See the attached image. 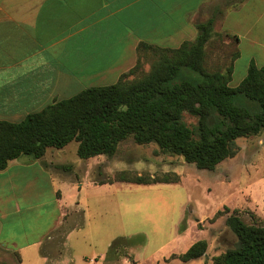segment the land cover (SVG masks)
Wrapping results in <instances>:
<instances>
[{"label": "crops", "instance_id": "crops-1", "mask_svg": "<svg viewBox=\"0 0 264 264\" xmlns=\"http://www.w3.org/2000/svg\"><path fill=\"white\" fill-rule=\"evenodd\" d=\"M209 2L0 0V121L21 122L55 101L79 94L71 92L77 87L85 90L117 83L136 65L141 43L175 49L195 40L196 25L211 19L198 20ZM212 18L216 24V17ZM233 19L234 31L227 28ZM222 29L237 37L240 56L234 61V73L242 60L247 73L251 61L264 67V0H240L224 13ZM68 146L49 148L41 159L21 157L0 171V248L18 254L21 264H47L50 259L42 250L69 213H81L82 223L68 231L65 245L73 232L84 229V217L93 210L88 190L105 195L121 183L98 184L94 178L84 182L81 176L74 177L77 170L86 176L91 168L95 175L98 165L117 154L101 155L104 161L98 159L91 168L83 166L81 159L67 169ZM77 150L78 143L76 154ZM115 192L119 210L127 211L121 202L124 193ZM101 203L103 207L104 200ZM258 215L264 219L262 213ZM90 225L95 237L105 234L101 222ZM63 263L69 262L64 259Z\"/></svg>", "mask_w": 264, "mask_h": 264}, {"label": "trees", "instance_id": "trees-1", "mask_svg": "<svg viewBox=\"0 0 264 264\" xmlns=\"http://www.w3.org/2000/svg\"><path fill=\"white\" fill-rule=\"evenodd\" d=\"M196 27V40L185 41L179 48L141 43L136 65L113 85L87 88L21 122L0 121V171L23 156L41 159L49 148L63 149L73 142L78 143L80 159L113 157L130 137L140 146L156 144L160 152L183 157L200 170L214 171L236 157L237 139L264 133V67L251 61L241 84L230 86L239 52L225 71H208L207 46L215 34V19ZM146 54L154 60L144 73ZM186 114L197 119L195 126L185 122ZM117 182L179 184L181 178L174 172L153 177L121 171L97 183ZM225 212L229 214L230 209L225 207ZM222 214L219 211L212 220ZM226 226L237 243L215 257L214 264H264V226L247 225L236 210L226 218ZM121 240L116 239L111 248ZM207 249V241L200 240L178 258L185 263L200 259Z\"/></svg>", "mask_w": 264, "mask_h": 264}, {"label": "rangeland", "instance_id": "rangeland-1", "mask_svg": "<svg viewBox=\"0 0 264 264\" xmlns=\"http://www.w3.org/2000/svg\"><path fill=\"white\" fill-rule=\"evenodd\" d=\"M239 1L211 0L199 16L201 21L216 17L215 34L207 46L205 63L210 72L225 71L237 51L234 37L222 29V20L224 13L232 10ZM227 28L234 31V19ZM153 60L150 54L144 55V73L150 70ZM246 76V65L242 60L237 64L230 86H239ZM80 90L84 88L77 87L71 92ZM184 120L191 127L197 124V119L189 114ZM236 142L240 149L237 156L226 159L214 171L200 170L183 157L159 152L156 144L140 146L133 137L121 143L114 158L98 165L95 175L91 167L105 156L83 160V166L91 169L86 176L82 174L83 170H77L73 176H81L84 182L93 178L100 182L121 171L153 177L175 172L181 182L150 186L119 183L105 195L88 190L89 198H93V210L84 217V229L73 232L65 245L68 231L82 223L81 213H69L42 250L50 259L47 264H65L64 259L69 262L67 264H102L107 254L106 264H133L132 261L139 264H159L158 261L160 264H183L178 257L200 240L208 243L206 258L192 264H210L212 259L214 261L237 243V237L226 226L229 214L236 210L247 225L264 226V219L258 215H264V133L239 138ZM76 147L77 143L73 142L67 148L64 158L67 169L82 161L76 154ZM157 156L163 160H157ZM100 172L103 175L100 176ZM117 189L125 195L121 202L127 205V211L119 210ZM225 207L230 209L229 214ZM219 211L223 214L213 221ZM98 222L105 226V234L95 237L90 224L95 226ZM118 238H122L119 245L110 249ZM0 262L19 264L15 254L1 248Z\"/></svg>", "mask_w": 264, "mask_h": 264}, {"label": "water", "instance_id": "water-1", "mask_svg": "<svg viewBox=\"0 0 264 264\" xmlns=\"http://www.w3.org/2000/svg\"><path fill=\"white\" fill-rule=\"evenodd\" d=\"M184 160H185V158H184Z\"/></svg>", "mask_w": 264, "mask_h": 264}]
</instances>
